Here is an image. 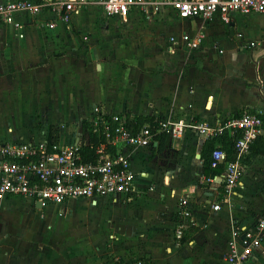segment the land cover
Segmentation results:
<instances>
[{"label":"crops","instance_id":"crops-1","mask_svg":"<svg viewBox=\"0 0 264 264\" xmlns=\"http://www.w3.org/2000/svg\"><path fill=\"white\" fill-rule=\"evenodd\" d=\"M96 11L100 9L90 5L68 21H57L52 30L28 16L17 19L22 25L19 33L0 26V104L18 110L4 117L6 131L0 134V141L54 140L67 145L79 132L78 122L91 116L95 106L129 120L173 116L211 125L243 110H261L260 136L264 138V14L235 15L226 25L216 16L204 22L179 19L165 11L145 21L138 13L126 20L106 19L102 28L95 29ZM75 17L80 18L74 22ZM77 33L88 43L96 37L103 42L102 50L87 56V61L94 60L93 67L76 57L82 53ZM183 36H188L193 46L183 42ZM51 98L67 107V117L59 113L56 122H44L40 109L47 108ZM34 119L42 123L41 128L23 126ZM55 124L60 141L46 131ZM204 142L186 130L181 139L162 151L142 149L135 153L131 161L135 194L118 203L93 205L85 199H73L63 207H50L63 217L71 216L70 204L82 201L98 208L130 207L132 212L131 219L123 215L108 218L107 225L98 219L95 227L103 226L106 237L87 231L71 244L75 235L69 226L64 232L68 245L59 247L58 252L51 247L52 235L58 232L51 233L50 228L56 226L40 217L44 209L29 199L1 200L0 204L29 201L36 215L26 234L12 233L0 220V264H226L233 226L248 225L264 210V155L242 165L237 188L225 194L222 189L214 190L203 177ZM167 150L173 151V159L158 166L157 159ZM137 160L142 165L135 172L132 166ZM191 186L195 190L189 199ZM182 199L187 201L193 219L187 232L189 240L183 244L175 238ZM142 201L154 202L147 219L134 215ZM217 202L220 208L214 212L212 206ZM252 264H264V244Z\"/></svg>","mask_w":264,"mask_h":264},{"label":"built area","instance_id":"built-area-1","mask_svg":"<svg viewBox=\"0 0 264 264\" xmlns=\"http://www.w3.org/2000/svg\"><path fill=\"white\" fill-rule=\"evenodd\" d=\"M90 5L97 6L108 18L122 20L138 13L149 20L153 15L168 11L179 19L198 18L204 22L216 16L227 25L235 15L264 14V0H3L0 26L19 33L22 25L17 19L28 16L52 30L57 21H68ZM46 14L50 17L43 19ZM182 40L193 46L188 36H183ZM262 116L261 110H243L214 125L173 116L160 118L153 124L136 125L134 120L95 106L91 116L78 122L79 132L67 145L54 140L0 141V201L12 197L29 199L40 210L63 207L73 199H85L93 205L118 203L135 194L136 177L131 169L134 154L142 149L157 150L162 135L167 136L170 146L181 139L186 130L203 141L224 133L236 137L234 160H227L224 150L215 149L211 168L223 165V172L207 179L214 190L222 189L229 194L239 184L241 158L263 132ZM181 203L184 207L177 211L175 219L177 239L182 238L193 222L187 201ZM219 208V202L212 206L214 212ZM232 229L226 264H252L264 244V210L248 225H234Z\"/></svg>","mask_w":264,"mask_h":264},{"label":"rangeland","instance_id":"rangeland-1","mask_svg":"<svg viewBox=\"0 0 264 264\" xmlns=\"http://www.w3.org/2000/svg\"><path fill=\"white\" fill-rule=\"evenodd\" d=\"M80 17L73 18V21L75 22V20L79 19ZM93 19H94V22L96 23V26H94V28L96 29L100 27L102 28L103 26L102 24H104L106 22V19H109V18L106 17L101 11H96L95 14L93 15ZM144 20L149 21L145 17H144ZM80 34L82 33H77L76 35L78 36L77 43H78L79 48L82 50V53L81 54L79 53V55H77L76 57L82 60V62H84L85 64L86 63L91 64L90 66L93 67V63H95L94 60L87 61V56H89L90 58V53L94 52V50L96 51L102 50L103 42L99 37H96V39L93 40V43H88L87 41L82 40V37ZM58 55H60V51L56 49V56ZM0 77H3V75ZM44 109L47 110L46 113ZM15 110H17V108L12 107V105L3 106L0 104V134H3V132L6 131L4 130L5 129L4 128L5 127L4 117L6 115L9 116L11 112L15 114ZM40 110L42 112L41 119L44 122L46 120H49L51 122H56L59 113H64L63 115L67 117V107L59 106L57 101L55 102L52 98L49 100V106H47V108H41ZM50 115H52L51 119H50ZM71 123L73 125V130H74L75 124L74 122H71ZM13 124H14L13 122L12 123L10 122L11 127ZM29 125H31V127H34V128L42 127V123L38 119H34L31 122V124L23 123V126L25 127H28ZM68 126L69 124L67 123V127ZM46 131L48 132L49 135L52 136L51 138L60 141V135H59L60 131H59V127L57 124L49 125V127L46 128ZM62 142H65V140H63ZM166 152L167 154L164 157H159L157 159L156 162L158 166H163L164 164H168L171 161V159H173V156H174L173 151L167 150ZM140 165L142 164L139 162V160L134 162L132 166L133 170L137 172ZM198 182H201V181H198ZM194 190H195L194 186L189 187V193H188L189 195L187 196L189 199L193 196L192 192ZM11 199L20 200L17 197H12L8 200H11ZM182 200H185V199H182ZM181 201L179 203V209L181 207L182 208L184 207ZM153 204L154 202H149V201H144V203L142 201L141 203H139V206L135 208L136 211L134 215H136V218L140 219L144 217V219H147V216L153 212V209H152ZM118 206L119 205H111V206H108L107 208H98V207L90 206L87 201H82L76 206L74 204H70V206L68 207L71 210L70 217H63L61 215H58L56 212H54L56 208H54V210L51 211L50 207L45 208L41 216L40 215L39 216L42 218V221L50 222L51 226H56L53 229L50 228V226H48V229L50 228L51 233L58 232L56 233L54 237L52 235V239H54V242H52V245H51V247L52 246L56 247V251L58 252L59 247L63 246L65 243H66L65 245H68L67 243L69 242V240L67 242H64V238L66 237L64 232L67 231L69 226H70V230L72 231L71 233H74L75 235V237L73 236V239H71L69 242L72 244V243H75L76 240L81 238L80 235L82 236L87 231H91L93 235L94 233H96L95 235H97L100 232V233H103L106 237L108 235L107 230L103 226L99 228L95 227V224L98 221V219H101L102 223L107 225L108 218H113V217L117 218L119 215L126 216L129 219L132 218L131 209H128L130 207L120 208ZM35 215H36V210L34 207L30 205L29 201L24 204H19V203L0 204V220L6 222L7 229L11 231L12 233L26 234L27 228H28L27 225L30 222V220L34 218ZM41 226H42V222L39 224L38 229ZM189 229L190 228H188L183 234L185 241L189 240L190 235L187 233ZM87 238H90V237H87ZM110 239H112V237H110ZM74 255L77 258L79 257V254L74 253ZM59 261H63V260H59ZM61 264H64V262H61Z\"/></svg>","mask_w":264,"mask_h":264},{"label":"trees","instance_id":"trees-1","mask_svg":"<svg viewBox=\"0 0 264 264\" xmlns=\"http://www.w3.org/2000/svg\"><path fill=\"white\" fill-rule=\"evenodd\" d=\"M122 117L125 118L124 116ZM133 120L134 121L132 122H134L136 125H141L144 122H150L151 124H153L155 121L151 119H141V118H134ZM262 120H263V116H262ZM235 138L236 137L233 138V137H230L227 133H224L219 137H215L210 140H206L204 142L202 146V151H201V159H202L203 177L205 179L219 176L223 172V168H224L223 165H220L217 168H211V162H212L211 155L215 149L224 150L227 156V160H234L235 158V151H234ZM160 140L161 141H160L158 150L162 151L163 149H165L167 145V136L162 135L160 137ZM256 143H259V145H257ZM257 155H264V138H262V136H259L256 139L254 144L249 148L248 153L241 158V161H240L241 165H249L251 161ZM184 241H185V238L184 236H182V238L179 239V242L183 244Z\"/></svg>","mask_w":264,"mask_h":264}]
</instances>
